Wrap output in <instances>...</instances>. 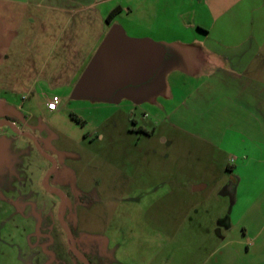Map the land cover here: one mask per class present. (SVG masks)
Instances as JSON below:
<instances>
[{
  "label": "rangeland",
  "instance_id": "obj_1",
  "mask_svg": "<svg viewBox=\"0 0 264 264\" xmlns=\"http://www.w3.org/2000/svg\"><path fill=\"white\" fill-rule=\"evenodd\" d=\"M126 1L115 2L123 6L115 22L132 39L149 38L142 22L137 29L128 26L130 16L141 21L142 13L137 8L129 14ZM170 3L147 1L163 28L171 24L163 15L179 9L177 3L170 12ZM192 28L190 37L200 36ZM245 36L256 41L242 32ZM162 45L171 58L146 94L135 92L134 101L154 99L169 67L193 70L192 62L177 58L179 44ZM161 89L156 99L163 102L170 92ZM56 93L62 102L53 114L40 95L30 101L9 98L15 107L0 103V119L14 121L19 130L0 127V264H85L78 254L90 264H196V254L202 257L212 247L207 234L227 203L216 190L224 179L215 171L219 157L205 159L200 148L191 153V144L164 120L165 108L164 113L150 104L130 108L118 99L122 94L95 101L73 99L66 88ZM245 179L240 203L263 189L264 175ZM195 182L208 188L194 192ZM50 188L67 198L65 219L62 195L55 197Z\"/></svg>",
  "mask_w": 264,
  "mask_h": 264
},
{
  "label": "crops",
  "instance_id": "obj_2",
  "mask_svg": "<svg viewBox=\"0 0 264 264\" xmlns=\"http://www.w3.org/2000/svg\"><path fill=\"white\" fill-rule=\"evenodd\" d=\"M117 1L0 0V103L15 107L9 98L30 101L40 95L48 109L47 99L59 88L73 95L112 26L119 24L128 34L116 17L107 21ZM147 1L124 2L129 14L137 8L142 13L141 21L130 16L128 26L137 29L142 22L149 37L144 39L179 44L177 58L192 62L193 70L168 68L160 87L170 93L163 102L156 99L160 87L154 99L134 101V90L120 92L118 99L130 108L150 104L157 113L165 108L164 120L191 144V153L200 148L205 159L222 162L214 169L224 178L216 190L228 204L207 234L212 247L202 257L196 254V264H264V184L253 199L240 203L239 198L247 175H264V0H189L187 6L184 0H170V12L177 3L179 9L163 15L171 21L164 28ZM192 27L200 36L190 37ZM231 32L236 40L228 39ZM8 125L19 132L14 121L0 119V127ZM193 186L194 192L208 188L203 182Z\"/></svg>",
  "mask_w": 264,
  "mask_h": 264
},
{
  "label": "water",
  "instance_id": "obj_3",
  "mask_svg": "<svg viewBox=\"0 0 264 264\" xmlns=\"http://www.w3.org/2000/svg\"><path fill=\"white\" fill-rule=\"evenodd\" d=\"M168 59L165 45L150 39H132L121 25L115 24L77 82L72 98L111 101L126 88L151 82ZM82 259L90 264L85 256Z\"/></svg>",
  "mask_w": 264,
  "mask_h": 264
},
{
  "label": "flooded vegetation",
  "instance_id": "obj_4",
  "mask_svg": "<svg viewBox=\"0 0 264 264\" xmlns=\"http://www.w3.org/2000/svg\"><path fill=\"white\" fill-rule=\"evenodd\" d=\"M149 83H146V84H144V85H142V86H139V87H135V88H133V87H129V88H126L125 90H123L122 92H126V94H128L129 92H132V90H134V92H136L137 94H144V92L147 90V85H148ZM136 89H138L137 91H136ZM125 92H124V94H125ZM130 94V93H129ZM115 99V98H114ZM48 179V178H47ZM56 192H59V191H56V190H52V193L55 195V197H57V198H59L55 193ZM61 193V192H60ZM61 195H62V198H61V196H60V198L59 199H61L62 200V202H61V205H60V218H64L65 219V217H66V209L68 208V206H67V198H66V196L65 195H63L62 193H61Z\"/></svg>",
  "mask_w": 264,
  "mask_h": 264
},
{
  "label": "built area",
  "instance_id": "obj_5",
  "mask_svg": "<svg viewBox=\"0 0 264 264\" xmlns=\"http://www.w3.org/2000/svg\"><path fill=\"white\" fill-rule=\"evenodd\" d=\"M62 99L58 95L51 96L47 99V108L49 111L54 112L59 109Z\"/></svg>",
  "mask_w": 264,
  "mask_h": 264
},
{
  "label": "trees",
  "instance_id": "obj_6",
  "mask_svg": "<svg viewBox=\"0 0 264 264\" xmlns=\"http://www.w3.org/2000/svg\"><path fill=\"white\" fill-rule=\"evenodd\" d=\"M122 9L120 7L116 8L113 12H111V14L108 16L107 21L111 22L113 21V19L118 15V13L121 11ZM87 258V257H86ZM88 259V258H87ZM90 262V261H89Z\"/></svg>",
  "mask_w": 264,
  "mask_h": 264
}]
</instances>
